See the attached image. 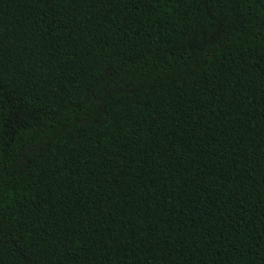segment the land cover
I'll return each mask as SVG.
<instances>
[{"label": "trees", "instance_id": "obj_1", "mask_svg": "<svg viewBox=\"0 0 264 264\" xmlns=\"http://www.w3.org/2000/svg\"><path fill=\"white\" fill-rule=\"evenodd\" d=\"M0 264H264V0H0Z\"/></svg>", "mask_w": 264, "mask_h": 264}]
</instances>
